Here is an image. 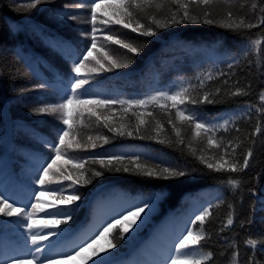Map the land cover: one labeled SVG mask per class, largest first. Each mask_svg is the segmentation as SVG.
<instances>
[{
  "label": "trees",
  "instance_id": "trees-1",
  "mask_svg": "<svg viewBox=\"0 0 264 264\" xmlns=\"http://www.w3.org/2000/svg\"><path fill=\"white\" fill-rule=\"evenodd\" d=\"M29 2L0 0V195L17 207L32 201V192L40 189L36 183L40 170L32 169L41 164L42 168L50 162L49 157H54L50 145L56 140L57 130L67 127L53 116L34 114L33 109L56 103L65 94H70L69 84L76 76L71 71L73 61L82 59V54L91 47L92 31L90 0H53L32 10L25 7ZM78 3L85 4V7H75ZM155 3L163 7L156 8L153 4L143 11L136 10V18L141 23L147 24L146 18L152 15L163 18L169 14L170 8L175 9L169 0H155ZM253 3L257 4L255 12L251 9ZM191 7L195 13L202 11L195 5ZM261 8H264V0H219L211 10L216 19H223L224 13L231 9L237 17L256 23V18L264 15ZM96 28L97 49L93 50V56L100 58L103 52L113 56L122 52L119 45L105 41V35L118 36L136 46L143 45V50L128 67L95 76L91 86H86L88 95L83 98L141 99L157 91H174L181 85L198 86L197 77L209 72L219 76L223 72V77L207 82L206 90L214 92L216 87L222 88L216 103L186 106L207 119L231 117L230 130H221L217 138H222L225 146L229 141L238 145L235 159L241 163L249 147L254 155L249 168L243 172L209 170L197 157L219 158L223 149H209L203 142L193 140L191 129L186 125L182 132L185 143L178 144L167 123L168 114L158 106H151L148 110L154 112L155 119L164 125L161 138L167 137L171 144H160L154 139L121 137L109 132L102 123L97 125L95 117L87 118L90 120L86 119L85 124L76 125V139L87 143L88 136L99 135L109 137V143L97 141L95 149H80L67 157L73 160L83 158L84 169L80 171L89 170L86 177L91 178L92 183L76 185L81 200L69 208L73 219L65 234L75 231L85 219L91 218L94 204L100 197L116 196L127 205L139 194L162 190L164 196L157 201L155 217L164 224L187 223L186 216L190 212L197 214L202 207L213 205L212 216L204 225L209 238L196 247L203 255L209 251L213 253V259L205 264H249L250 260L254 264H264V244L261 243L264 242V135L253 136L258 121L264 128V115L257 112L264 106L259 99V93L264 91V25L232 31L216 25L186 23L161 29L156 37H143L121 25H103L99 20ZM257 39L261 40L259 50L252 45ZM229 64L233 66L229 68ZM87 74L88 69L82 68L81 75ZM224 79L229 80L228 85H223ZM41 83L46 87H37ZM236 87L243 88L248 94H224ZM197 94H202L198 87L192 95ZM77 106H70V110ZM114 107L118 114L120 106ZM132 111L137 109H129L125 121L134 125L136 119L131 115ZM171 115L175 117L174 109ZM113 121L120 122L118 115L113 116ZM151 128L149 125V132ZM191 149H195V155ZM114 154L140 155L142 161L148 163H171L187 170L190 175L175 181H158L132 173L108 172L92 163L94 158ZM66 168L74 174L77 172L72 164ZM90 170L104 171L105 174L93 178ZM233 178L240 181L239 187L227 183ZM229 213L234 223L221 231ZM25 224L22 217L0 216V244L21 241ZM248 239L257 240V245H248ZM237 251L239 257L233 261V254ZM135 254L136 251H128L123 260L113 264H129L128 260H133Z\"/></svg>",
  "mask_w": 264,
  "mask_h": 264
},
{
  "label": "snow or ice",
  "instance_id": "snow-or-ice-1",
  "mask_svg": "<svg viewBox=\"0 0 264 264\" xmlns=\"http://www.w3.org/2000/svg\"><path fill=\"white\" fill-rule=\"evenodd\" d=\"M53 0H30L25 5L28 10L36 9L38 5L42 3H50ZM169 2L175 5V9H169V14L163 18H157L152 15L147 17L148 23H141L136 18L137 11H143L145 7H151L155 4L156 8H162L163 5L155 3V0H90V12H91V47L86 49V54H82L83 58H77L73 61L71 71L76 74L73 77V82L69 84L70 94H65L56 103L45 104L41 107L33 109L36 115H49L58 119L63 125L67 126L59 128L56 134V140L50 147L54 157L50 156V163L43 166L36 178V183L41 187L39 190L32 192V199L35 202H29L23 207H17L15 203H9V200L3 195H0V216L5 217H22L26 221L28 230V238L31 244L35 248V253L31 255V260L36 261V264H61L63 261L73 260L77 257L84 256V253L91 250L88 256H84L85 261H91V264H103L101 260V253L108 252L109 249L116 248L115 241L117 239L123 240L126 238V233L130 228L137 224V221H143L147 211H151L155 207L156 202L163 198L164 192L162 190L152 191L145 194H139L136 197L131 198L127 206L124 207L118 215L119 218L113 217L102 230L94 233L93 236L87 240L82 241L71 251L61 253L58 257H44L43 259L36 253H44L45 248L43 245L51 239L55 238L58 241L64 236L72 221L73 216L69 210L70 206H74L77 201L81 200V196L76 190V185L84 186L92 183L91 178L86 177V171H80L84 169L85 161L83 158L79 160H73L71 158L65 161L66 164H72L77 172L74 174L67 168L61 169L57 167L56 172H52L53 166L57 164V160L61 157L68 155V150H87L89 147L95 149L97 141H102L103 144L109 143V137L107 136H88L87 143H81L76 139V125H83L84 113L87 112L89 118L95 117L97 125L103 124L109 132L118 136H128L133 138L154 139L160 144H171L172 141L167 137L161 138V134L165 131L164 125L161 121L155 119V114L148 109L151 106H158L161 111L168 114V125L176 137V142L180 145L185 143L182 132L183 126H188L191 129L193 140L201 141L205 144L206 148L223 149L219 158H206L204 155H200L197 159L213 172H228L237 173L243 172L249 168L250 161L253 158V149L249 147L246 154L243 155L242 163L235 159L236 148L238 145H233L231 141L225 146L223 139L217 138V133L223 130L228 132L230 125L233 124L231 117H213L211 119L198 116L197 113L189 109L186 105H200V104H214L217 102L216 97L222 93L221 87H216L214 92L206 90L207 82L212 80H218L225 74L219 73V76L209 72L203 77H197L199 80L198 86L181 85L177 89L170 91H157L155 94L141 99H102L98 96H90L89 98H83L88 95L87 87L91 86L92 80L95 76L102 72H112L116 69H123L128 67L133 58L140 54L143 50V45L136 46L133 43L126 42V40L114 35H105V41H109L114 45H119L121 49H126L127 53L132 54V58L115 59L107 52H103L102 57L98 58L93 56V50L97 49L96 39V21L97 9L102 7L112 8V14L109 19L101 20L103 25L117 24L121 25L124 29H130L131 32L137 33L143 37H156L159 30L168 29L173 25H182L186 23L191 24H205L216 25L218 27L238 31L244 28L252 29L258 28L260 25H264V15L256 18V23L246 22L244 17H237L234 12L229 9L224 13L223 19H216L213 16L212 7L216 5L219 0H169ZM192 5H195L202 9L199 13L192 11ZM77 8H84L85 4L78 3L75 5ZM244 7V5H241ZM253 12L257 9V4L251 5ZM260 11L264 13V8ZM107 15V13H106ZM253 47L257 50L260 49L261 40L257 39L252 41ZM92 58L95 61V66L88 68V74L81 75V69L85 67V62ZM229 68L233 65L229 64ZM223 85H228L229 80L224 79ZM37 87L44 88L45 84L41 83ZM202 90V94L193 96V91L196 88ZM231 96H242L248 93L240 87H236L234 91L230 93H224ZM260 101L264 102V91L259 93ZM170 102V103H169ZM78 105L79 107L70 110V106ZM119 105L121 111L117 114L114 106ZM137 109L132 111L131 115L135 117L136 123L134 125L125 121V117L128 114L129 109ZM101 110V111H98ZM175 110V117L171 115V110ZM247 110V109H246ZM257 112L264 115V106L257 109ZM118 115L119 123L113 121V116ZM154 122V123H153ZM152 125L151 132H149L148 126ZM131 128V130H129ZM239 132V128L235 129ZM143 132H149L148 135H144ZM154 133V135L152 134ZM264 135V128L258 121L253 136ZM190 146V145H189ZM192 154L195 155V149H191ZM204 151V149H201ZM225 157H231V159H225ZM214 160V162H210ZM93 164H99L102 169L108 172L115 171L117 173H132L140 177L158 180V181H175L185 178L190 173L171 163H165L163 161L157 163H148L142 161L140 155H111L106 158L92 159ZM91 177H101L105 173L99 170H90ZM58 173V175H57ZM75 175V178L73 176ZM64 181H71L67 187L64 185ZM227 183L233 187H239L240 181L237 179H228ZM71 190L70 195H65V192ZM52 196L55 199L52 202L42 201V196ZM231 207V205H229ZM213 205L209 204L206 207H202L194 218L189 221L191 227L185 229V233L179 238L174 246L176 256L169 257L171 264H176L178 259H184L191 261L192 264H205V262L213 259V253L208 252L202 256L192 255L196 247L201 245V242L209 238L204 232V225L208 219L212 216L211 209ZM41 215L42 219H36L37 215ZM144 214V215H142ZM199 222V225H197ZM234 223L233 216L229 213L226 223L221 228L232 226ZM64 226V227H61ZM199 227V231L195 229ZM264 235V233H262ZM110 237V238H109ZM100 240H106L107 244L104 247H94ZM246 243L252 247L257 245V240L248 239ZM264 244V242H261ZM95 257V258H94ZM239 257V252L233 254V261ZM18 264H31V261H18ZM249 264H254V261L250 260Z\"/></svg>",
  "mask_w": 264,
  "mask_h": 264
},
{
  "label": "rangeland",
  "instance_id": "rangeland-1",
  "mask_svg": "<svg viewBox=\"0 0 264 264\" xmlns=\"http://www.w3.org/2000/svg\"><path fill=\"white\" fill-rule=\"evenodd\" d=\"M113 9L109 7H102L97 9V17L99 21L109 19L111 17ZM107 13V15H106ZM66 21H68L66 19ZM121 49V48H120ZM122 52L111 55L115 59H125L132 56V54L127 53L126 49H121ZM123 51L126 54L123 53ZM102 57V56H101ZM91 66H95V61L90 57L88 61L85 62V69H88ZM79 107V106H77ZM76 107V108H77ZM99 111V109H98ZM43 116V115H41ZM89 118L88 113H84V123L86 119ZM93 119V117H91ZM88 121L90 119H87ZM80 125V124H79ZM76 149L68 150V155L61 157V159L57 160V164L53 166L52 172H56L57 167L61 169L66 168L68 164L65 161L68 159L67 157L73 155L72 152L76 153ZM51 162V161H50ZM49 162V163H50ZM38 167V166H37ZM39 168V167H38ZM37 168V169H38ZM30 169V168H29ZM36 170V168H33ZM58 175V173H57ZM65 187L68 184H71L68 181L63 182ZM41 187V186H40ZM71 190L65 192V195H70ZM42 201L52 202L55 198L52 196H42L40 197ZM31 202H35L32 200ZM79 202V201H77ZM76 202V203H77ZM124 201L116 196H104L100 197L96 200L94 204V208L92 210L91 220H89L84 226L79 228L75 234L74 238H71L69 241H66L65 244L58 243V240L53 238L50 243L46 242L43 247L45 248V252L40 254L36 253V255L40 256L41 259L44 257H58L61 253L71 251L82 241L87 240L89 237L93 236L94 233L102 230L104 226L113 218H119V213L123 211L124 207H126ZM158 211V203L151 211H147L144 216L143 221H137V224L129 229L126 233V238L123 240L117 239L115 241L116 248L109 249L108 252L101 253V260L103 264H106L113 260L114 258L119 257L121 254H124V251L131 249L136 245H140L142 243L143 246H139L137 249H141L146 255L144 256L143 252H141L139 258H135L133 260L129 259V264H171V260L169 257L176 256V252L174 251V246L176 241L181 238V236L185 233V229L187 227H191L189 221L194 218L195 214L190 212L186 216L187 223L175 222L172 226L169 224L158 223L157 217L155 214ZM144 215V214H142ZM191 216V217H190ZM190 217V218H189ZM36 219H42L39 214L35 217ZM189 224V226L187 225ZM26 225V224H25ZM154 228H156L154 230ZM152 232V234H151ZM151 234V237L146 239ZM20 237L22 240L20 243H16L11 245V243L6 242L2 246H0V264H18V261H31V264H36V261L31 260V255L35 253V248L31 244L30 239L28 238V230L27 226L25 230L22 229ZM110 238V237H109ZM106 240H100L94 247L100 248L106 246ZM64 245L69 246V249H64ZM124 250V251H123ZM91 253V250L84 253V256H88ZM126 253V252H125ZM168 255V256H167ZM192 255L194 256H202L196 248L193 251ZM84 256L77 257L73 260H67L61 262V264H91V261H85ZM162 256H167L164 260H161ZM95 258V257H94ZM151 260L153 262H148L147 260ZM176 264H192L191 261H187L184 259H178Z\"/></svg>",
  "mask_w": 264,
  "mask_h": 264
}]
</instances>
